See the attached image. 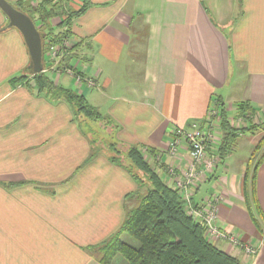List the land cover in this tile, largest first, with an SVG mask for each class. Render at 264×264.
Here are the masks:
<instances>
[{
	"label": "crops",
	"instance_id": "0c3cea01",
	"mask_svg": "<svg viewBox=\"0 0 264 264\" xmlns=\"http://www.w3.org/2000/svg\"><path fill=\"white\" fill-rule=\"evenodd\" d=\"M87 2L70 28L77 45L63 64L94 85L77 84L63 64L47 75L102 113L117 147L152 151L149 162L169 186L191 165L185 145L170 152L169 131L202 121L214 99L229 116L236 105L248 106L249 121L264 124V0ZM7 23L0 10V264H99L86 249L118 230L124 197L136 185L106 156L88 159L90 143L66 103L11 85L30 58L22 35ZM261 138L241 141L249 150ZM214 157L210 146L206 159ZM235 157L236 149L206 175L198 168L191 201L216 198V225L257 253L212 244L242 264H264V158L255 178L258 228L245 206L246 164Z\"/></svg>",
	"mask_w": 264,
	"mask_h": 264
},
{
	"label": "trees",
	"instance_id": "16d2710c",
	"mask_svg": "<svg viewBox=\"0 0 264 264\" xmlns=\"http://www.w3.org/2000/svg\"><path fill=\"white\" fill-rule=\"evenodd\" d=\"M87 1L82 0L78 9L71 5L74 0H43L28 7L25 6V0H19L12 5L34 22L42 36L44 55L48 51L47 41L49 44L60 45L64 39L71 37L72 23L85 13L89 7ZM56 19L59 22L54 25ZM55 28H58L56 32ZM64 67L71 68L63 64L62 69ZM30 82L33 86H30ZM10 83L13 87L24 86L30 92L34 91L35 95L50 101L66 103L72 110L73 120L79 117L85 124L108 122L82 95L55 84L44 72L33 73L30 66L20 76L12 78ZM212 106L219 116V141L215 152L222 160L235 151L240 136L253 135L260 127L249 121L253 111L248 106L236 105L235 118H230L219 99H214ZM235 119L247 122L242 127H236L233 122ZM195 122L202 127L204 119ZM191 123L193 122L185 127ZM81 124L78 125L81 127ZM82 128L83 126L80 129ZM263 139L264 137L259 140L255 149ZM89 143L91 152L88 159L97 154L106 156L110 162L122 167L136 185V189L124 197V218L118 230L102 243L86 249L99 264H242L206 238L204 228L187 213L183 193H179L174 185L169 186L149 162L146 155L152 151L132 146L126 147L124 152L116 143H112L109 145L110 151L104 150L103 153L96 148L94 141L93 144ZM118 156L122 162L127 160L128 165L124 166ZM263 158L264 151L251 171L250 165L246 164L243 177L245 206L258 228L260 211L255 195V178ZM195 186L188 189L190 201ZM122 234L127 235L134 243L122 240Z\"/></svg>",
	"mask_w": 264,
	"mask_h": 264
},
{
	"label": "built area",
	"instance_id": "2783aa9c",
	"mask_svg": "<svg viewBox=\"0 0 264 264\" xmlns=\"http://www.w3.org/2000/svg\"><path fill=\"white\" fill-rule=\"evenodd\" d=\"M34 1L36 3V0ZM40 1L43 0H38V2ZM46 45L48 51L43 55V69L41 72L45 74L58 73L60 72L59 70H62L60 65L63 64L64 56L70 51L73 52L72 49L75 42L70 37L64 39L60 45L49 44L48 41ZM63 71L72 76L79 85L81 83H85L88 87L94 85L91 77H82L80 74L75 73L72 68L64 67ZM218 124V111L211 106L204 118L202 127L197 122H193L187 127L172 128L169 131L170 152L173 154L178 148L185 145L191 157L190 168L185 172L183 180L176 181L174 188L179 193H183L187 213L204 228L205 236L209 241L223 242L232 249H238L245 256L251 257L257 253L256 247L243 242L235 233L226 232L216 225V198L210 197L200 206H194L188 193V189L197 184L198 176L200 175L198 168H202V172L206 175L212 172L217 163L218 159H215V157L206 159V151L210 146L214 147V149L216 148L215 146L219 141Z\"/></svg>",
	"mask_w": 264,
	"mask_h": 264
},
{
	"label": "rangeland",
	"instance_id": "374dc122",
	"mask_svg": "<svg viewBox=\"0 0 264 264\" xmlns=\"http://www.w3.org/2000/svg\"><path fill=\"white\" fill-rule=\"evenodd\" d=\"M28 1H30V0H28ZM36 3H38V0H36ZM50 76H51V74L49 75V77ZM96 110L98 111L97 108H96ZM100 114H102V113H100ZM234 116H235V114H233V113L230 114V118H235ZM75 121L79 125L81 124L79 117L76 118ZM191 122H195V121H191ZM233 122H234V125L236 127H242L245 125V122L243 121V119L242 120L241 119H235V121H233ZM88 124H90V122L87 123L86 125H84L82 128V132L84 133L85 137H87L86 139L89 140L91 143L94 141V145H96V148L100 149L103 153H104V150L110 151L109 145H111L112 143L115 144V142H113V140H112V134L110 133L111 132V126L106 121H102V122H98V123H92L91 126H89ZM258 126L260 127V129L257 130L255 132V134H253L251 136L261 135L262 137H264V126L263 125H258ZM243 136H246V135L240 136L237 143H239V141H241V138ZM248 136H250V135H248ZM258 142H257V144H258ZM244 143L245 142L241 141L239 143V145L237 144L238 145L236 148L237 157H235L234 159H236L237 161L244 162L245 164H249L250 165L249 170L251 171L253 165L260 159V157L264 151V139L260 142L259 147H257V149H255V147H253V148L251 147L248 150L247 146H244L245 145ZM118 147H120V146H118ZM121 150H123V149L121 148ZM124 152H125V150H124ZM118 157H119V159H121L120 156H118ZM146 157L149 158L148 155H146ZM120 161L122 162V159ZM122 163L124 166H127L129 162L124 159V162H122ZM134 171H136V170H134ZM121 239L125 240L129 243H131V242L134 243L125 234H122Z\"/></svg>",
	"mask_w": 264,
	"mask_h": 264
},
{
	"label": "water",
	"instance_id": "95a60500",
	"mask_svg": "<svg viewBox=\"0 0 264 264\" xmlns=\"http://www.w3.org/2000/svg\"><path fill=\"white\" fill-rule=\"evenodd\" d=\"M0 10L6 17L7 27H13L22 35L30 58V68L33 73H40L43 69L42 36L32 19L16 9L6 0H0Z\"/></svg>",
	"mask_w": 264,
	"mask_h": 264
}]
</instances>
